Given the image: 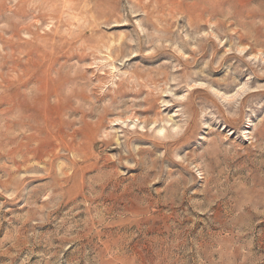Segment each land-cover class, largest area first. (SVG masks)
I'll return each mask as SVG.
<instances>
[{
    "label": "rangeland",
    "instance_id": "374dc122",
    "mask_svg": "<svg viewBox=\"0 0 264 264\" xmlns=\"http://www.w3.org/2000/svg\"><path fill=\"white\" fill-rule=\"evenodd\" d=\"M0 264H264V0H0Z\"/></svg>",
    "mask_w": 264,
    "mask_h": 264
}]
</instances>
